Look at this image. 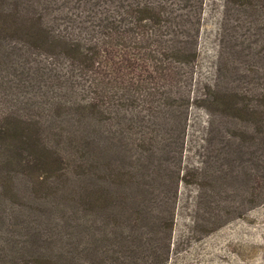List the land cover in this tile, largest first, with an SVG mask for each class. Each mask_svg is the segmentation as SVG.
Returning <instances> with one entry per match:
<instances>
[{
  "label": "trees",
  "instance_id": "1",
  "mask_svg": "<svg viewBox=\"0 0 264 264\" xmlns=\"http://www.w3.org/2000/svg\"><path fill=\"white\" fill-rule=\"evenodd\" d=\"M222 1L223 84L191 97L205 0H0V264H74L67 247L50 246L39 217L20 218L47 189L66 188L78 197L79 237H91L79 250L95 254L99 211L114 228L108 239L126 248L123 223L153 217L163 233L153 256L165 262L178 185L202 175L182 161L193 104L218 119L211 148L234 147L232 181H242L244 202L264 203V0ZM161 152L172 168L159 172ZM152 173H163L166 194L160 212L145 215L139 196L154 194ZM206 198L216 211L232 206ZM124 202L131 207L116 211Z\"/></svg>",
  "mask_w": 264,
  "mask_h": 264
},
{
  "label": "rangeland",
  "instance_id": "2",
  "mask_svg": "<svg viewBox=\"0 0 264 264\" xmlns=\"http://www.w3.org/2000/svg\"><path fill=\"white\" fill-rule=\"evenodd\" d=\"M222 5V0H205L197 44L198 57L190 91L191 97L206 91V87H202L203 84L208 85L218 80L216 68L218 64V26L222 17ZM218 84H223V82L219 79ZM187 118L182 161L190 169L189 172L197 173L198 176L202 175L198 179L195 176L188 184L178 185L173 209L171 244L167 259L161 264H264V203L256 206L245 203L246 195L242 181H237V184L232 181L236 171V164L233 162L235 158L232 154L234 147L230 152H227L225 148L219 150L216 144L211 148V137L213 130L217 131V126L211 125V128L209 124L214 119L218 120L215 114H206L202 107L193 104L189 108ZM170 119L171 124L172 118ZM169 127L168 125L167 132L163 133L171 137L172 131ZM162 129L165 128L162 127ZM117 142L115 139V143ZM115 149L118 151L117 146ZM163 156L161 152L159 157L162 163L159 161L157 167L159 172L162 167L172 168L171 159L168 158L166 161ZM157 161L156 159L155 162ZM166 181L163 173H152L146 179L154 194L146 193L147 196L144 198L139 196L142 200L141 204L146 209L145 215L148 211H152L149 215H156L159 209L163 208L164 205L160 204L159 198L163 197L164 193L166 194ZM45 192L48 194L46 201L38 204L39 206L26 202L27 207L31 208L24 210V216L20 218L39 217L42 226H46L51 235L50 246L56 250L60 246L67 247L69 250L67 255L74 258V264H80L83 260L94 264H143L145 261L149 264L159 263L153 253L160 252L163 233L157 229L156 219L153 221V217L137 221L133 227L123 223L124 228H130L124 232L131 244V248H126L119 244L117 246L113 238L108 239L111 236L107 233L114 231V228L111 227L110 220L105 223L104 214L99 211L96 215L97 226L93 238L95 254H90L88 251L79 250V242L83 245L89 244L91 237H79L80 214L79 206H77L79 202L73 201V199L77 201L78 197L73 196L71 188H66L67 193L63 195L51 194L50 189ZM17 194L13 199L19 202L23 198L22 191ZM206 197L209 200L211 197L218 201L216 203L222 201L226 205L231 203L232 206L230 208L224 206L222 211H216L215 205L211 204L212 208H210V205L204 204ZM150 198L152 201L149 202ZM133 205L135 207V204ZM128 207H131V204L124 202L118 205V209H115L125 213ZM117 215L118 213H115V216ZM56 223L59 224L55 225ZM114 223H116L115 220ZM140 239H142L143 246L139 250L137 247ZM143 240L147 241L145 245ZM117 252H120V261H117L118 257L114 256L118 254ZM55 253L53 251V254Z\"/></svg>",
  "mask_w": 264,
  "mask_h": 264
}]
</instances>
